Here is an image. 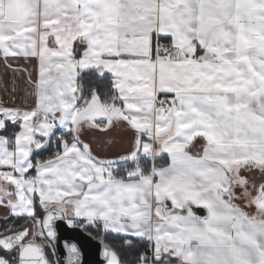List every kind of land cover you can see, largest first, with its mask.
Listing matches in <instances>:
<instances>
[{"label": "snow or ice", "instance_id": "1", "mask_svg": "<svg viewBox=\"0 0 264 264\" xmlns=\"http://www.w3.org/2000/svg\"><path fill=\"white\" fill-rule=\"evenodd\" d=\"M0 54L39 64L31 107L0 102V264H51L57 221L147 241L135 264H264V0H0ZM117 125L126 156L82 139Z\"/></svg>", "mask_w": 264, "mask_h": 264}, {"label": "crops", "instance_id": "2", "mask_svg": "<svg viewBox=\"0 0 264 264\" xmlns=\"http://www.w3.org/2000/svg\"><path fill=\"white\" fill-rule=\"evenodd\" d=\"M38 71L39 64L36 58L21 56L9 57L6 60L0 54V102L14 107H31L34 96L30 77L31 80H35ZM0 135L9 136L3 132H0ZM82 139L91 144L94 154L98 157L116 160L133 150L135 135L127 126L117 125L107 133L88 132ZM144 139L147 140V137ZM199 149L198 143L194 151ZM260 182L262 181L257 178V183ZM7 215V209L0 206V218Z\"/></svg>", "mask_w": 264, "mask_h": 264}, {"label": "trees", "instance_id": "3", "mask_svg": "<svg viewBox=\"0 0 264 264\" xmlns=\"http://www.w3.org/2000/svg\"><path fill=\"white\" fill-rule=\"evenodd\" d=\"M83 75L84 78L80 81V83L83 85L85 94L90 92L92 88H96L101 94H103L107 92L111 87V81L107 75L104 78H100L96 73H87ZM16 130L17 129L14 126L10 125L7 134L11 135V133ZM53 151H54V147L52 149L42 152L40 154V158L43 159L51 156ZM161 163H163V161H157L158 165ZM131 166H132L131 163L127 165V167H131ZM35 210H36V214L39 217L43 216L44 212L40 208L38 202L35 205ZM28 221L32 222L30 219L26 221L22 219H18L16 223L18 225L26 226L25 224ZM4 223H5V219L0 218V228L3 227ZM83 230L95 239L103 238L111 248L117 251L119 258L122 261V264H135V261L140 253L146 251L150 252L151 250L150 245L148 244L147 241L140 240L139 238H132L133 244L131 247H129L127 244H125L122 235H117V234L107 235L104 233L102 228H99L95 225H90L87 227L86 230L85 229ZM45 252L51 264H60L59 261L57 260L53 246L46 247Z\"/></svg>", "mask_w": 264, "mask_h": 264}, {"label": "water", "instance_id": "4", "mask_svg": "<svg viewBox=\"0 0 264 264\" xmlns=\"http://www.w3.org/2000/svg\"><path fill=\"white\" fill-rule=\"evenodd\" d=\"M198 214L203 215L205 213L201 211L198 212ZM56 230L58 238L54 241L52 246L60 264H69V253L68 249L65 247L66 242L69 244L75 243L77 245L81 252V264H107V260L103 256L104 246L100 243L102 238L95 239L82 228L78 226H69L67 221H57Z\"/></svg>", "mask_w": 264, "mask_h": 264}, {"label": "rangeland", "instance_id": "5", "mask_svg": "<svg viewBox=\"0 0 264 264\" xmlns=\"http://www.w3.org/2000/svg\"><path fill=\"white\" fill-rule=\"evenodd\" d=\"M25 225H26V226H29V227H33V224H32V222H30V221H28Z\"/></svg>", "mask_w": 264, "mask_h": 264}]
</instances>
